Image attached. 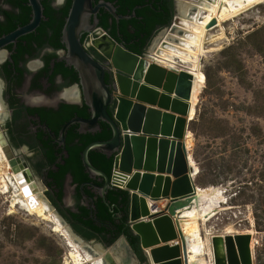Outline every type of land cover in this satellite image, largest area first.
Returning a JSON list of instances; mask_svg holds the SVG:
<instances>
[{"label": "water", "instance_id": "95a60500", "mask_svg": "<svg viewBox=\"0 0 264 264\" xmlns=\"http://www.w3.org/2000/svg\"><path fill=\"white\" fill-rule=\"evenodd\" d=\"M28 6L32 12L30 23L0 38V49L39 26L42 18L39 0H28ZM100 8H105L117 21L134 16L132 13L129 18H120L107 5L93 7L92 0H72L61 32L66 51L64 60L78 74L90 118L71 121L62 129L61 137L64 139L68 126L74 124L82 135L98 133L99 123L108 126L111 139L92 143L82 152L85 174L90 179L103 178L104 185L98 189L103 200L105 192L114 188L109 178L90 164L88 153L98 151L113 160L112 172L122 183L126 182L123 188L128 195L127 226L138 240L143 264H188L187 242L176 213L190 206L196 195L185 145L193 77L149 62L153 47L137 56L107 35L93 42V49L104 59V64L95 62L81 46L80 39L95 29L96 20L91 25V19ZM193 12L194 9L190 14ZM214 25L211 22L207 29ZM174 29L172 23L165 32ZM105 75L109 76V83H105ZM0 147L12 171H20L1 132ZM160 203L164 204L163 209H159ZM250 244L249 235L214 236L211 240L214 264H253ZM96 246L103 252L119 248L125 256L123 264H138L124 237L109 247L100 243Z\"/></svg>", "mask_w": 264, "mask_h": 264}, {"label": "flooded vegetation", "instance_id": "af4514ba", "mask_svg": "<svg viewBox=\"0 0 264 264\" xmlns=\"http://www.w3.org/2000/svg\"><path fill=\"white\" fill-rule=\"evenodd\" d=\"M179 1L92 0L93 7L107 5L117 17L129 18L132 13L134 16L117 21L105 8H100L91 19V25L96 20L95 29L81 37V46L99 64H104V59L93 49V42L105 35L121 46L124 38L136 35L133 44H145L146 48L155 35L171 26L175 11L178 14L174 26L179 29L180 11H185L184 18L189 14L188 4ZM39 2L42 18L36 30L0 49V132L19 163L18 173L38 187V195L53 214L73 231L72 216L87 211L92 219L101 199L98 189L104 180L100 176L90 179L85 174L81 162L83 151H78L83 145L78 125L68 126L64 139L61 137L62 129L71 121L90 118L85 117L87 108L84 115L78 113L85 107L78 74L64 60L66 51L61 32L69 11L62 10L69 1ZM20 5L29 8L28 0H0V38L30 23L31 10L21 11ZM57 30L60 36L55 38ZM108 79L105 75V82ZM83 175L85 181L77 185L75 181ZM30 188L33 189L29 185L27 190ZM108 192L101 199L106 206ZM121 210L118 209L120 213ZM115 214L119 213L115 210ZM116 218L122 220L120 215ZM136 258L138 264H143Z\"/></svg>", "mask_w": 264, "mask_h": 264}, {"label": "rangeland", "instance_id": "374dc122", "mask_svg": "<svg viewBox=\"0 0 264 264\" xmlns=\"http://www.w3.org/2000/svg\"><path fill=\"white\" fill-rule=\"evenodd\" d=\"M258 1L222 24L224 37L211 46L216 51L200 59L206 84L188 125V155L198 170L194 184L220 189L224 199L215 218L201 226V235L223 236L227 229L234 235L251 232L253 264H264V0ZM166 36L180 35L160 31L143 54L153 46L155 52ZM75 240L98 257L99 242ZM113 252L107 249L100 256L109 253L112 264H123V251ZM67 253L50 224L18 207L10 209L8 196L0 195V264H63Z\"/></svg>", "mask_w": 264, "mask_h": 264}, {"label": "bare ground", "instance_id": "6f19581e", "mask_svg": "<svg viewBox=\"0 0 264 264\" xmlns=\"http://www.w3.org/2000/svg\"><path fill=\"white\" fill-rule=\"evenodd\" d=\"M181 1H184L185 3L187 2V8H190L189 14L186 18H184L185 11H180V19H184L182 25L185 29L181 30L175 28L174 30L178 31L180 36L170 37V40L164 39L155 52V46H153L148 58L150 60L149 62L154 63L161 68L175 72H187L193 77L188 116V120L192 122L195 117V108L197 107L196 105L198 103L199 94L205 86V77L201 72L199 63L200 59L205 54L215 50L211 46L223 39V29L221 28L222 24L236 18L238 15L248 11L254 6H257L259 1ZM192 9H194V12L190 14ZM211 22L215 23L214 27L207 29V26ZM215 30H217L220 34H211ZM157 42H155V44H157ZM191 142V135L187 131L185 141L186 150H189L191 147ZM187 157L189 168L192 171L191 177L194 181V178L198 176V170L188 155V152ZM7 162L6 159L3 158L0 151V195L2 197L8 196L10 209L18 207L25 211L29 217L36 216L42 221L50 224L52 232L56 233L63 239L64 245L68 249L67 257L64 259L63 264H112V259L109 253H104L102 257L100 256L103 251H101L98 246V257L93 254L92 256L89 252H87L85 246H79L75 238L79 241L81 240L78 237H75L67 227H64L56 214L55 215L57 217L53 214L42 197L38 195V187L34 184L35 189L34 186L31 185V182L24 178L20 173H10L9 171L11 168ZM125 184L126 182H123L120 185L124 187ZM29 185L33 189L30 188L31 190L28 191L27 187L29 188ZM195 191L196 195L193 198L191 205L177 211L176 214L178 216L176 219L178 220L180 231L187 242L188 264H214V259L213 262L208 261L209 263H205L203 260L202 256L206 252L210 254V257H213L211 246V240L213 237L204 238L205 240H203L201 237L200 226L213 219L217 214L223 204V195L221 190L216 188H196ZM147 203L149 204V202ZM163 207L164 204L161 205V209H163ZM247 233V235L251 236L252 240V233ZM226 234L228 236L234 235V231L227 229ZM250 249L252 252L251 244ZM106 255L110 257H107L111 260L110 263L106 260ZM119 259L120 261L122 260V258Z\"/></svg>", "mask_w": 264, "mask_h": 264}, {"label": "trees", "instance_id": "16d2710c", "mask_svg": "<svg viewBox=\"0 0 264 264\" xmlns=\"http://www.w3.org/2000/svg\"><path fill=\"white\" fill-rule=\"evenodd\" d=\"M68 4L62 11H69L70 9V0ZM21 11H30L29 8L22 7L20 5ZM139 15V13H138ZM124 34L126 33L125 28H123ZM121 32V33H122ZM60 36L59 30L55 33V38ZM112 36V35H111ZM126 36V34H125ZM113 37V36H112ZM136 40V35L128 36L122 41V45L130 53L141 56L145 49V44L134 45ZM109 80V79H108ZM109 83V81L105 82ZM206 84V79H205ZM84 110H81L79 115H84L86 112V107H83ZM108 113L111 115V111L108 110ZM89 113L85 117H88ZM99 132L95 134H87L82 136L83 145L78 150L82 152L85 147L92 143L96 142H107L111 139V132L108 126L103 123H99ZM88 159L90 164L97 169L105 173L107 177L110 178L113 160L107 159L98 151H90L88 153ZM85 181L84 175L77 178L75 181L76 184H80L82 181ZM106 206L101 199L98 200L96 208L92 214V219H89L87 211H82L80 216H72V229L76 235L82 238L85 241L95 240L104 246H111L114 244L120 237H124L127 244L133 251V253L138 257L140 263H144V258L139 250L138 240L133 237L127 226L128 220V195L121 190L114 189L113 191L108 192V195L105 198ZM122 209L121 213L118 209ZM115 210L118 215L115 214ZM122 216V220H118L116 216Z\"/></svg>", "mask_w": 264, "mask_h": 264}, {"label": "crops", "instance_id": "0c3cea01", "mask_svg": "<svg viewBox=\"0 0 264 264\" xmlns=\"http://www.w3.org/2000/svg\"><path fill=\"white\" fill-rule=\"evenodd\" d=\"M188 131V130H187ZM189 133V132H188ZM187 152H188V150H187ZM195 188H199V187H197L196 185H195ZM201 189V188H200ZM163 203H160L159 205H158V207H159V209H160V207H161V205H162ZM215 218V217H214ZM202 226V225H201ZM200 226V227H201ZM200 230H201V228H200ZM235 233H237V232H235ZM223 236H228L226 233L223 235ZM201 237H202V239L203 240H205L206 238H209V237H214L213 235H207L206 237H203L202 235H201ZM219 237H222V236H219ZM205 238V239H204ZM208 255V256H207ZM205 256V257H204ZM203 257V260H204V262L205 263H209V262H213V257H210V254L209 253H204V255L202 256ZM206 257H208V258H206ZM210 258V259H209ZM209 259V260H208ZM206 260V261H205ZM209 261V262H208Z\"/></svg>", "mask_w": 264, "mask_h": 264}, {"label": "built area", "instance_id": "2783aa9c", "mask_svg": "<svg viewBox=\"0 0 264 264\" xmlns=\"http://www.w3.org/2000/svg\"><path fill=\"white\" fill-rule=\"evenodd\" d=\"M116 173L115 172H112V176H111V187L114 188V189H117V190H124V188L120 185L122 184V182L120 180H118L116 178Z\"/></svg>", "mask_w": 264, "mask_h": 264}, {"label": "clouds", "instance_id": "9594fccd", "mask_svg": "<svg viewBox=\"0 0 264 264\" xmlns=\"http://www.w3.org/2000/svg\"><path fill=\"white\" fill-rule=\"evenodd\" d=\"M111 176H112V171H111ZM111 176H110V178H109V180H110V182H111ZM111 184V183H110ZM122 191V190H121ZM124 192H125V190H123Z\"/></svg>", "mask_w": 264, "mask_h": 264}]
</instances>
